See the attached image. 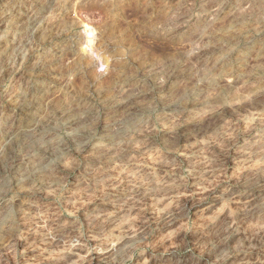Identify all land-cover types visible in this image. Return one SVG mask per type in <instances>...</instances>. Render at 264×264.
I'll list each match as a JSON object with an SVG mask.
<instances>
[{
	"label": "rangeland",
	"instance_id": "obj_1",
	"mask_svg": "<svg viewBox=\"0 0 264 264\" xmlns=\"http://www.w3.org/2000/svg\"><path fill=\"white\" fill-rule=\"evenodd\" d=\"M263 82L264 0H0V146L26 99L96 110L32 150L0 264H264ZM127 83L145 97L103 144L99 103Z\"/></svg>",
	"mask_w": 264,
	"mask_h": 264
},
{
	"label": "bare ground",
	"instance_id": "obj_2",
	"mask_svg": "<svg viewBox=\"0 0 264 264\" xmlns=\"http://www.w3.org/2000/svg\"><path fill=\"white\" fill-rule=\"evenodd\" d=\"M215 6L216 5H213L210 8L207 14L208 17L218 12V8ZM202 65L195 66L194 62L189 61L187 64V73H196L200 71ZM261 68L262 67H258L257 70L253 71L252 75L258 77ZM147 75L155 80L156 83L159 81L160 73L156 69L149 68ZM232 77H234L232 74H227V79H229L234 86L239 79H232ZM243 78H245V76H243ZM198 94V90L193 92V95ZM143 97H145V93L137 84L127 83L123 84L112 96L99 103V108L104 111L107 116L111 117V122L105 126L106 133L100 140L103 144L113 140L114 130L117 131L119 135L127 134L130 131L126 125L129 118L125 114V110L130 104L139 103ZM174 104L173 101H165L163 102V108L171 109L174 107ZM39 107L40 103L38 99L24 100L19 106V125L8 130L3 136V144L0 146V215H2L0 223L5 220L4 218H6V215L9 213V204L17 199L11 192V186H18L23 181L43 173L46 169V165L43 162H39L33 164L30 172H28L29 170L27 171L30 160L33 158L32 150L37 149V147H44V149L47 150L49 147L51 150L49 153L47 152L48 155L58 153L60 151L59 147H56L54 150V147L61 143L59 137L57 138L58 132L70 134L72 130L84 127L86 121L89 120L88 117L96 112L94 109L80 111L68 107L62 109L57 116L41 119L37 115ZM119 112H122V117H117ZM199 124L200 120L197 119L193 125L198 127ZM52 133H54L55 143L49 146V139L47 137ZM188 133H190V131H182L181 134L178 135V138H183L187 136ZM87 134H89L90 137L84 141L83 146L85 148L93 144V135L89 131ZM107 152L112 153L110 150ZM256 188L255 190L258 194L255 195V193H252L254 196L248 200L249 202L260 203L261 200H264V184H259Z\"/></svg>",
	"mask_w": 264,
	"mask_h": 264
}]
</instances>
